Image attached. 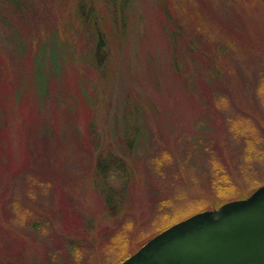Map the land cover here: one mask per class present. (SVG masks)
<instances>
[{
	"label": "rangeland",
	"instance_id": "374dc122",
	"mask_svg": "<svg viewBox=\"0 0 264 264\" xmlns=\"http://www.w3.org/2000/svg\"><path fill=\"white\" fill-rule=\"evenodd\" d=\"M126 12L116 23L105 0H0V264H120L264 186V0ZM122 160L111 193L105 169Z\"/></svg>",
	"mask_w": 264,
	"mask_h": 264
},
{
	"label": "water",
	"instance_id": "95a60500",
	"mask_svg": "<svg viewBox=\"0 0 264 264\" xmlns=\"http://www.w3.org/2000/svg\"><path fill=\"white\" fill-rule=\"evenodd\" d=\"M121 264H264V186L172 225Z\"/></svg>",
	"mask_w": 264,
	"mask_h": 264
},
{
	"label": "trees",
	"instance_id": "16d2710c",
	"mask_svg": "<svg viewBox=\"0 0 264 264\" xmlns=\"http://www.w3.org/2000/svg\"><path fill=\"white\" fill-rule=\"evenodd\" d=\"M105 2H106V5L108 6V8H110L111 10L114 11L113 19L115 20L116 23H117L116 20H120L122 22L126 21V14H127L126 10L130 6L132 0H105ZM92 5L93 4H88V3H85L83 1H81V3L79 4V10H80L79 13H80V17L83 19V21L91 22V25H93L95 27V26H97L96 24L98 22L99 17H95V12L93 11L94 7ZM118 26H119V28H121V26L119 24H118ZM96 36H97V42H96L95 53L98 56V64L101 65L103 63L102 61L110 59V57H111L110 53H109V48H108L109 47L108 46L109 38H107L101 32H99L98 29L96 30ZM51 52L53 54L54 61L55 62L57 61V63H55V65H54V68L57 70L58 69L57 68L58 67V63H59V60H58L59 54H58V52H56L53 49L51 50ZM41 60H42L41 58H39V59L37 58L38 64H40V66L41 65L43 66ZM110 61H111V59H110ZM98 69H101V67H98ZM37 80L39 82L40 91H41V93L44 94L45 90H46V86H47L46 85L47 84V80L45 79V77L41 73L38 74ZM110 164L111 165H109L105 169L104 180L107 183L108 190L111 193H114L115 190L113 189V187L111 185V180L110 179L113 176L118 178L119 175L121 177H123L122 174L124 173L123 172L124 171V164H123V160H122V162L121 161L115 162V163L111 162ZM112 171H115V172L117 171V172L114 174V173H112ZM116 175H118V176H116ZM109 191H107L106 193H103V195L106 196V199L109 196ZM107 206H108V209L111 210V211H115L117 209V205L114 202H112V203L108 202V200H107ZM163 231H161V232H163ZM127 258H125L122 261H125ZM120 263H122V262H120Z\"/></svg>",
	"mask_w": 264,
	"mask_h": 264
}]
</instances>
